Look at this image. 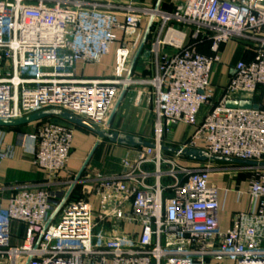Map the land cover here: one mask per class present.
I'll use <instances>...</instances> for the list:
<instances>
[{"label":"built area","instance_id":"1","mask_svg":"<svg viewBox=\"0 0 264 264\" xmlns=\"http://www.w3.org/2000/svg\"><path fill=\"white\" fill-rule=\"evenodd\" d=\"M155 32L153 77L138 80L135 56ZM233 40L253 59L237 62L216 102L218 50ZM203 42H211L210 56L196 50ZM112 50L109 77L77 74L79 64L99 65ZM136 86L152 97L155 147L131 151L118 175L55 184L69 164L75 127L46 119L33 123L34 135L18 136L47 182L17 186L0 202V264H264V168H250L248 210L223 231L222 190L210 183V167L161 151L162 134L185 126L193 131L176 148L181 152L264 162V108L226 107L264 87V0H186L173 12L133 3L0 0V121L54 109L108 131L116 105ZM7 158L0 153V161ZM14 223L26 228L20 246H12Z\"/></svg>","mask_w":264,"mask_h":264},{"label":"crops","instance_id":"2","mask_svg":"<svg viewBox=\"0 0 264 264\" xmlns=\"http://www.w3.org/2000/svg\"><path fill=\"white\" fill-rule=\"evenodd\" d=\"M88 1L99 2V3L110 2L120 5L133 3L141 7H151L158 5L160 9L165 12H173L178 6L183 5L186 2V0H88ZM145 27H146V22H143L141 25V29L144 30ZM156 36L157 33L155 32L153 35L148 36V38L145 40V46H148V48L144 47V49H142L140 53V58L142 52L145 51V48L146 50H150V46L156 39ZM210 46H211V42H203L197 45L196 50L203 55L210 56L211 55ZM171 51L172 50L167 49L166 52L171 53ZM218 53L221 57V63L218 64L216 68H214L215 70H213V75H212V84L217 88L216 96H215L216 102H218L221 97L222 88L226 86L229 78L233 75L234 67L237 64V62L241 60L249 62L253 59L252 52L249 49H247L244 44L236 40L230 41L229 43L222 45L219 48ZM109 56L105 57L104 59L108 58ZM104 59L102 60V62L104 61ZM102 62L99 65L87 66V67H84L81 64H79L77 68V74L79 76H83L88 79L107 78L110 76L112 72V68L114 66V54H113V62L112 65L108 67L109 69L97 70L102 65ZM88 70L90 71V74L87 73ZM134 70H135V66H134ZM136 71H137V67H136ZM153 74H154V70H153ZM134 76L136 77L135 73ZM142 90L144 89L136 88V91L132 92V94L129 95L128 92L126 96H124L121 104L117 108L116 116L113 119V121L116 122L114 124L115 129L110 132L124 133V134L138 136L148 142H151L153 140V139L146 140L148 136L146 131H148V126L151 124V118H149V114H147L146 112L140 109L131 110V108L125 106L126 103L124 104L125 99L128 100V95L130 97L129 98L130 102H132L133 100H136V102H141L143 99L146 100V102L148 100L150 101L151 95L148 94V92H143ZM139 93L143 94L140 101L137 100V96ZM250 101L254 105L264 108V87L262 86L259 87L256 93L253 95V97H251ZM151 108H152L151 111L152 113L151 112L150 113L154 118L153 121L155 122L153 103L151 105ZM207 111H208L207 108H203L201 110L199 115V121H201L204 118ZM125 119H126V123H124ZM31 125H35V124H30L26 126H31ZM74 127H75L74 142L70 154L69 164L67 166V170L58 175L55 184L57 183L66 184L70 182L73 179V174L76 172L78 168H79L78 173L80 172V170L84 165V162L86 161L92 150L95 148L99 140L97 135L82 128L76 126ZM177 128H182L184 131L187 130V132L177 135L174 131L172 135L173 143L170 144L180 145L189 137V135L193 131L192 128L185 126H179ZM94 136H96L97 139L94 140L93 138ZM18 142H19L18 134L14 135L12 132H10L7 136V141H6L7 149H5L4 152L8 154V158L3 161H0V190H10L17 186L42 185L47 182L46 174L42 170L33 167L31 156L28 155L19 146ZM102 145H104L103 148ZM135 149L136 148L120 146L118 144L111 143L108 140L100 141L96 146L95 151L93 152V155L89 161V163L91 162L93 164L92 170L90 171L89 175H93V176L118 175L122 171V165H121L122 159L128 154L130 153L132 154L131 151H134ZM235 166H239V165H235ZM231 177H229V179H232ZM233 177L234 180L226 181L225 177L223 176L211 175V179H210L211 184L218 186L222 190L220 196L221 212H220L219 220H220V228L223 231L228 230L232 226V221L237 214L248 210V199L244 193L248 188L249 182L240 184L235 180L237 178L235 176ZM7 199L5 200L2 199L0 200V202H3L5 204ZM25 230H26L25 226L17 223L13 224L12 246L21 245L24 238ZM210 264H217V263L211 262ZM221 264H232V263L224 262Z\"/></svg>","mask_w":264,"mask_h":264},{"label":"rangeland","instance_id":"3","mask_svg":"<svg viewBox=\"0 0 264 264\" xmlns=\"http://www.w3.org/2000/svg\"><path fill=\"white\" fill-rule=\"evenodd\" d=\"M145 47L148 48V46H145ZM146 48H145V51L142 52L141 58L139 56L137 61H136V63H135L136 65H135L134 73L136 75L135 78L138 79V80H150L153 77L152 75H153V66H154L155 57H154V55H152L150 53V50H146ZM112 62H113V50H112V53L110 54V56L108 58L104 59V61L102 62V65L97 70H99V69H103V70L109 69L108 67H110L112 65ZM216 66H215V68H216ZM136 67H137V71H136ZM87 73L90 74V71L88 70ZM136 88H140V89L143 88L145 90V91L142 90L143 92H148V94H150V91H147L148 87L138 86V87L130 88L128 91H126L124 93V96H126V94L128 92H129V95L132 94V92L136 91ZM138 91H141V90H138ZM129 95H128V100L125 99V102H124V104L126 103L125 106L131 108V110L140 109V110H143L144 112H146L147 114H149V118H151V124L148 126V131H146V133L148 135L146 140L154 139V137H155V129H154V121H153L154 118L151 115V113H152L151 112L152 111L151 105L153 103L152 102V97H151L150 101L148 100L147 102L144 99L141 102H136V100H133L132 102H130L129 101V98H130ZM124 96L122 97V99L119 101V103L115 107V110H114V113L112 115V119H111V122H110V127H109L107 132L113 131L115 129V125L114 124L116 122H114L113 119L116 116L117 108L121 104ZM124 123H126V119H125ZM36 128L37 127L35 125H31V126L19 127L17 129L12 130V131L2 130V131H4L5 136H4V138H3V136L1 138V135H0V153L3 154L5 152V149H7L6 141H7V136H8V134L10 132H12L14 135L18 134V136L19 135L32 136V135L35 134ZM174 131H175V133L177 135L187 132V130L184 131L182 128H177V129H176V127L172 128L170 130V132L162 134L161 142L162 143H165V142L166 143L167 142L173 143L172 135H173ZM93 138H94V140L97 139L96 136H94ZM103 146L104 145H102V148H103ZM180 161L183 164L187 165V163H185L186 161H183L181 159H180ZM218 163H221V162H218ZM80 164H82V163H80ZM221 164H224V165L219 166V165H216V164H213V163H206L205 165H208L210 167V169L212 170V175L213 176H223V177H225L226 181L227 180H229V181L230 180H234L233 176H235L237 178L235 180L238 183L244 184V183H248L254 177V172L250 168L240 167V166H235V165H229L228 163H221ZM92 167H93V164L90 162L86 166V168H85V170L83 172L82 179L84 177H86V176H89V173L92 170ZM78 169L73 174V178L78 173ZM229 177H231L232 179H229ZM14 192H15L14 189H11V190H0V200H2V199L5 200L7 198H10Z\"/></svg>","mask_w":264,"mask_h":264},{"label":"water","instance_id":"4","mask_svg":"<svg viewBox=\"0 0 264 264\" xmlns=\"http://www.w3.org/2000/svg\"><path fill=\"white\" fill-rule=\"evenodd\" d=\"M143 47V46H142ZM142 47L137 52L135 59H134V65L140 56V53L142 51ZM226 107L229 109H241V110H257L259 107L254 105L251 101H234L229 100L226 102ZM56 118L59 120H62L63 122L82 128L84 130H87L95 135L98 136L99 140L96 144L102 140H108L111 143L118 144L120 146L129 147V148H140V147H147V148H154L155 145L151 142L143 140V138L130 135V134H124V133H116V132H107L104 130H99L89 124L86 121H83L79 118H76L66 112L60 111V110H45L36 114H33L31 116L22 118L20 120L15 121H0V128H17L22 127L26 125H30L39 121H43L46 119ZM95 146V148H96ZM95 148L92 150L86 161L84 162V165L80 172L77 174V180L81 178L86 166L88 165L93 152L95 151ZM161 151L164 153H170L173 155H181V157L188 158L189 161L197 164H206V163H228L232 165H239L243 167L248 168H264V162L263 163H257V162H248V161H240L235 159H229V158H223V157H217V156H211L207 152L202 150H185V151H179L176 148L168 147V146H162Z\"/></svg>","mask_w":264,"mask_h":264},{"label":"trees","instance_id":"5","mask_svg":"<svg viewBox=\"0 0 264 264\" xmlns=\"http://www.w3.org/2000/svg\"><path fill=\"white\" fill-rule=\"evenodd\" d=\"M52 120L53 119H55V120H57L56 118H51ZM57 121H61V120H57ZM17 128H19V127H17ZM17 128H0L1 130H8V131H12V130H14V129H17ZM106 141V140H105ZM163 145L164 146H168V147H173V148H177L178 147V145H174V144H170V143H163ZM166 155H169V156H172L173 154H170V153H165ZM181 160H183V161H186L185 163H193V162H191V161H189L188 160V158H186V157H181L180 158ZM213 164H216V165H219V166H221V165H224V164H221V163H213ZM228 165V164H227ZM230 165V164H229Z\"/></svg>","mask_w":264,"mask_h":264}]
</instances>
